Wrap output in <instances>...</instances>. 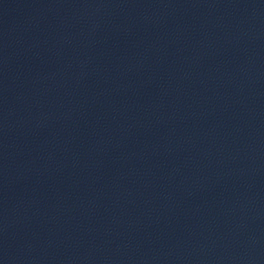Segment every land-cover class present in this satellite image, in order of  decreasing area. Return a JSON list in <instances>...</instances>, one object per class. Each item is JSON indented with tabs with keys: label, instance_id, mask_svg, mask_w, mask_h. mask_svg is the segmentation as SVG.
<instances>
[{
	"label": "water",
	"instance_id": "obj_1",
	"mask_svg": "<svg viewBox=\"0 0 264 264\" xmlns=\"http://www.w3.org/2000/svg\"><path fill=\"white\" fill-rule=\"evenodd\" d=\"M0 264H264V0H0Z\"/></svg>",
	"mask_w": 264,
	"mask_h": 264
}]
</instances>
